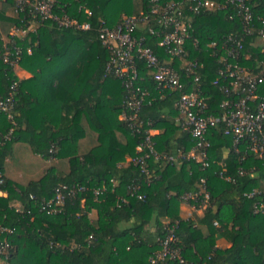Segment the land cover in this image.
Segmentation results:
<instances>
[{
	"label": "trees",
	"instance_id": "16d2710c",
	"mask_svg": "<svg viewBox=\"0 0 264 264\" xmlns=\"http://www.w3.org/2000/svg\"><path fill=\"white\" fill-rule=\"evenodd\" d=\"M162 3L178 0H160ZM256 15L254 33L247 39L241 60L253 76L264 74V52L257 45L258 32L264 30V0H249ZM154 0H61L60 8L91 28L81 31L60 28L54 22L38 25L36 34L19 43L32 46L20 68L32 74L20 80L15 71L0 59V102L6 100L16 81L13 118L0 112V245L7 240L10 249L0 254V264H150V257L161 249L165 223L176 224L178 243L184 263L169 264H264V163L254 156L242 161L233 140L224 136V126L213 128L207 137L209 166L186 158L177 164L151 159L149 169L157 180L146 186L139 167L127 163L136 157L148 131L154 147L163 155L186 154L193 142L178 125V95L159 93L145 63L139 66L140 85L152 95L139 113L142 130L134 134L121 119L126 92L121 81L106 77L109 51L98 39L104 22L113 28L126 17L150 14ZM14 1L0 7V24L8 35L28 14L18 13ZM192 15L189 56L171 58L147 28L138 36L147 37V46L162 62L172 65L195 90L186 63L197 61L200 89L208 112L223 116L228 99L219 75L221 63L211 56L212 41L242 33L241 19H231L228 11H203ZM90 132L92 148L80 143ZM18 143L26 144L44 160H57L38 180L20 184L6 176L7 160ZM241 169L246 171L241 174ZM205 181L208 198L200 195L188 203L203 214L184 219L181 207L185 194L197 193ZM141 182L145 200L130 197L128 188ZM59 186L85 187L84 192L65 193L58 212L48 215L40 210L43 200L55 197ZM105 188L102 195L97 189ZM256 191L252 198L247 194ZM31 196L37 199L32 200ZM125 200V202H123ZM20 204L22 211H17ZM188 236V240L184 239ZM225 239L229 248L217 242Z\"/></svg>",
	"mask_w": 264,
	"mask_h": 264
},
{
	"label": "built area",
	"instance_id": "2783aa9c",
	"mask_svg": "<svg viewBox=\"0 0 264 264\" xmlns=\"http://www.w3.org/2000/svg\"><path fill=\"white\" fill-rule=\"evenodd\" d=\"M14 1L16 12L26 13L29 18L23 17L19 26L13 27L6 35L0 24V59L4 64L15 71L20 67L25 49L32 53V46L25 48L19 42L25 40L29 34L38 32V25L54 22L60 28H74L81 31L90 30L89 23H80L62 8L61 0H0L2 4ZM228 11L230 18L241 19L242 33L229 35L220 41H212L209 47L211 56L221 63L219 75L226 86H223L228 99L223 103L225 114L215 116L208 112V104L200 89V77L198 75L197 61L186 63L187 73L193 77L196 85L195 90H187V84L182 79L179 71L172 65L162 62L155 52L147 46V37L138 36L139 30L147 28L150 34L158 39L160 47L164 48L171 58H186L189 56L188 42L192 39V15L203 11ZM256 15L252 10L249 0H178L162 3L154 0L150 14L126 17L122 24L109 27L102 23L97 30L98 39L109 53L110 58L105 76L121 81L126 98L124 101L125 111L121 119L134 134L142 130L143 123L139 119V113L152 93L140 85L142 76L140 64L145 63L153 78L156 90L164 94L175 93L178 95L176 108L179 111L177 118L181 129L190 134L193 145L184 154L182 151L177 155H163L154 147L153 131H148L145 141L137 149V156L130 158L129 162L139 167L141 174L145 176V185L150 186L157 180V176L149 169V161L162 160L165 164H177L179 159L186 158L204 167L209 166L208 149L210 144L207 137L210 131L222 124L224 136L233 140L236 152L242 153V161L247 156H254L264 163V74L253 76L243 66L241 60L249 59L244 54L247 39L254 33ZM192 45L199 48L200 41L192 39ZM257 45L264 52V30L258 32ZM264 66V64H263ZM18 82L11 86V92L6 100L0 102V112L13 118L15 95ZM241 174L246 171L241 169ZM197 193L185 194L182 199L185 204L195 201L200 195L208 198L205 181ZM85 187L59 186L55 191V197L49 201L40 203V210L48 215L58 212V205L65 201V193L76 194L84 192ZM105 188L97 189V197L102 195ZM130 197L145 200L147 191L141 182H137L128 188ZM256 191L247 194L248 198L254 197ZM1 196L6 193L0 192ZM36 200L35 196H31ZM125 202V200H123ZM194 207V206H193ZM195 208V207H194ZM17 207V211H22ZM256 213H262L263 205L256 206ZM165 236L161 240V249L150 257V264H169L172 260L184 263L180 249L176 246L179 239L176 224L165 223ZM1 233L12 234L13 231L0 227ZM10 244L5 240L0 245V254L10 249Z\"/></svg>",
	"mask_w": 264,
	"mask_h": 264
},
{
	"label": "rangeland",
	"instance_id": "374dc122",
	"mask_svg": "<svg viewBox=\"0 0 264 264\" xmlns=\"http://www.w3.org/2000/svg\"><path fill=\"white\" fill-rule=\"evenodd\" d=\"M17 145V151L12 157L11 164L6 166L7 173L12 176H22L21 182L24 184L30 180L40 179L44 171L51 167L49 162L38 158L28 145L23 143Z\"/></svg>",
	"mask_w": 264,
	"mask_h": 264
},
{
	"label": "crops",
	"instance_id": "0c3cea01",
	"mask_svg": "<svg viewBox=\"0 0 264 264\" xmlns=\"http://www.w3.org/2000/svg\"><path fill=\"white\" fill-rule=\"evenodd\" d=\"M1 7V6H0ZM17 75H18V78L20 79V80H28V79H31L32 78V74L31 73H29L28 71H26V70H24V69H22V68H18L17 69ZM153 131V135L155 136V135H157L158 133H159V131L158 130H152ZM94 140H95V137L90 133V132H88L87 133V136H86V138L85 139H83L82 141H81V143H80V145H81V147H85V148H87V149H89V148H92V146L94 145ZM19 144V143H18ZM17 146L18 145H16L15 146V148H14V154H13V156L12 157H14V155L16 154V151H17ZM38 156V158H42V157H40L39 155H37ZM12 157L11 158H9L8 160H7V164H6V166H8L9 164H11V160H12ZM43 159V158H42ZM129 159H130V157H128L127 158V163L129 162ZM47 161V160H46ZM48 162H49V164L51 165V166H54V165H57L58 164V161L57 160H54V161H50V160H48ZM130 163V162H129ZM47 170V169H46ZM45 170V171H46ZM45 171H44V173H45ZM43 173V174H44ZM6 176L8 177V178H10L11 180H14V181H17V182H19L20 184H24V183H22L21 181H22V176H12L11 174L9 175L8 173H7V171H6ZM43 176V175H42ZM26 184V183H25ZM19 206H21L20 204H17L16 205V207H19ZM197 214V215H202L203 214V210L202 209H196V208H194L193 206H190V205H188V204H184L182 207H181V215H182V217L184 218V219H188L189 217H192L194 214ZM184 239L187 241L189 238H188V236H184ZM217 246L218 247H220V248H229L230 247V243L229 242H227L225 239H220V240H218V242H217Z\"/></svg>",
	"mask_w": 264,
	"mask_h": 264
}]
</instances>
